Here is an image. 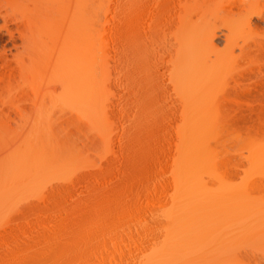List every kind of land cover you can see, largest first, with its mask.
<instances>
[{"label": "bare ground", "instance_id": "obj_1", "mask_svg": "<svg viewBox=\"0 0 264 264\" xmlns=\"http://www.w3.org/2000/svg\"><path fill=\"white\" fill-rule=\"evenodd\" d=\"M149 1L40 0L33 8L40 36L49 32L70 41L47 79L60 86L52 93L55 102L59 97L72 105L104 145L111 141L116 113L132 117L133 132L124 134L123 170L120 163L122 171L110 167L109 176L82 177L80 189L64 191L72 201L80 197L74 205L69 200L60 206L65 196L58 192L53 216L60 211L64 217L55 220L50 237L41 235L35 246L23 247L24 254L16 244L19 254L8 250L1 264H264V194L203 189L199 153L208 146L199 135L208 126L205 116L225 111L220 79L234 63L233 50L217 52L216 32L224 28L233 42L240 26L235 33L247 31L240 52L247 48V56H264V0H247L243 18V0H229L240 9L229 19L216 0H202L199 25L181 32L165 51L158 49L165 35L156 27L170 6L160 5L154 16ZM33 69L48 75L50 66L27 68ZM55 74L61 80L52 79ZM168 113L180 120L172 152L160 146ZM193 130L196 138L189 136Z\"/></svg>", "mask_w": 264, "mask_h": 264}, {"label": "rangeland", "instance_id": "obj_2", "mask_svg": "<svg viewBox=\"0 0 264 264\" xmlns=\"http://www.w3.org/2000/svg\"><path fill=\"white\" fill-rule=\"evenodd\" d=\"M39 1L0 0V264L4 263L2 257L6 259L8 250L13 254L22 252L25 246L27 249L35 246L41 235L50 237L58 218L60 223L64 217L60 211L57 220L53 216L54 202H59V199L55 200L58 192L61 198L71 186L77 185L80 189L78 180L82 177L89 175L92 178L94 174L109 176L107 169L112 167L111 171L116 172L120 163L121 168L127 156L124 134L133 132V128L130 129L133 127L132 117L127 119L116 113L118 116L110 119L114 123H110L113 126L111 141L109 146L104 145L72 105L66 106L58 100L59 97L55 102L53 95L60 86L58 81L50 83L47 79L58 57H62L69 48L70 41H66L67 37L59 39L55 33H42L48 35L40 36L35 31L39 19L31 13ZM167 1L170 10L160 25L156 24V28L165 35L156 31L164 38L162 42L160 39L158 48L163 51L177 41L181 32L185 34L199 25L202 2L150 0L148 11L157 15L161 11L158 7L162 8L160 5ZM216 3L229 14L223 17H237L238 6L231 5L229 0H216ZM243 7L242 18L247 12V0H243ZM155 23V18H152L151 29L155 28ZM240 28L238 26L235 32ZM235 32L233 42L226 39L227 30L224 28L216 32L214 39L218 53L233 50L234 63L220 79V94L225 96L221 108L225 111L219 112L220 115L215 112L216 115L205 116L204 121L209 127L201 126L203 134L199 133L206 137L200 138L208 145L199 150L200 185L212 191L233 188L264 194V56L254 53L247 56V48L240 52L242 44L247 46V31L242 36ZM43 62L50 66L48 75L43 73L39 76L35 69L27 70ZM52 79L60 78L55 74ZM225 79L229 81L227 85ZM162 92L167 96L171 93L166 82ZM50 93L54 94L51 96ZM170 115H166L169 120L162 119V123L168 126L162 130L163 144L166 145H159L163 151L172 152L180 120L173 113ZM194 133L193 130L189 136L193 134L196 138L198 133ZM74 196L73 201V198L65 196V201L62 197L60 201L63 202L59 205L64 203L65 207L69 200V206L74 205L80 199ZM16 244H20L19 251Z\"/></svg>", "mask_w": 264, "mask_h": 264}]
</instances>
